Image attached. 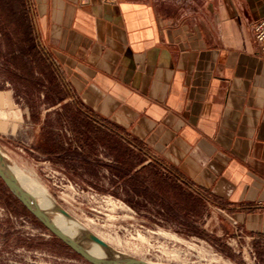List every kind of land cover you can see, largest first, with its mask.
I'll return each instance as SVG.
<instances>
[{
	"label": "crops",
	"instance_id": "crops-1",
	"mask_svg": "<svg viewBox=\"0 0 264 264\" xmlns=\"http://www.w3.org/2000/svg\"><path fill=\"white\" fill-rule=\"evenodd\" d=\"M27 8L65 90L50 108L71 107L81 120L78 164L107 160L126 185L141 175L161 199L164 185L144 176L153 169L264 242V55L252 31L264 0H28ZM16 108L1 127L29 117ZM31 118V145L51 142L41 151L64 155L44 116ZM184 213L198 219L195 207Z\"/></svg>",
	"mask_w": 264,
	"mask_h": 264
},
{
	"label": "rangeland",
	"instance_id": "rangeland-1",
	"mask_svg": "<svg viewBox=\"0 0 264 264\" xmlns=\"http://www.w3.org/2000/svg\"><path fill=\"white\" fill-rule=\"evenodd\" d=\"M27 4L28 0H0V93L4 98L0 100V122L14 105L30 113L21 119L12 116L5 128L0 126V148L7 154V164L20 169L73 219L120 253L149 264H264V242L233 227L199 199L181 196L180 189L163 182L155 170L144 176L153 188L164 185L161 199L141 175L126 185L120 175L104 166L107 160L96 168L76 162L81 120L71 107L50 108L65 90L26 20ZM62 113L70 120L61 121ZM38 116H44L48 133L68 148L64 155L41 151L47 146L51 149V142L43 143L41 150L31 145L27 126L31 117ZM117 153L124 157L125 151L117 146ZM23 206L9 202L0 190V264H91L57 241L34 216L25 214ZM192 207L198 219L190 220L184 213ZM211 214L214 219L209 222Z\"/></svg>",
	"mask_w": 264,
	"mask_h": 264
},
{
	"label": "water",
	"instance_id": "water-1",
	"mask_svg": "<svg viewBox=\"0 0 264 264\" xmlns=\"http://www.w3.org/2000/svg\"><path fill=\"white\" fill-rule=\"evenodd\" d=\"M0 179L3 181L5 186L17 198L21 204L55 237L60 239L64 244L70 247L74 252L83 257L91 264H149L148 261L142 258H138L130 255L121 256H98L93 255L87 251V249L76 239L62 231L49 217V215L40 208L34 198L29 192H27L14 173L8 167V164L3 156L0 155ZM62 211L67 213L62 208ZM90 239L96 243L101 244L104 247H108V244L95 234L89 235Z\"/></svg>",
	"mask_w": 264,
	"mask_h": 264
},
{
	"label": "bare ground",
	"instance_id": "bare-ground-1",
	"mask_svg": "<svg viewBox=\"0 0 264 264\" xmlns=\"http://www.w3.org/2000/svg\"><path fill=\"white\" fill-rule=\"evenodd\" d=\"M3 99L4 98L0 93V100L3 101ZM0 155L3 156L4 159H7V154L1 148ZM8 167L14 173L22 187L31 194V196L34 198L40 208L49 215L51 220L62 231L79 241L89 253L104 257H118L121 255H127L124 253H120V251H117L112 244L102 238L101 239L108 244V247H104L101 244L92 241L89 235L94 234L93 232L87 229L84 225L78 223L75 219L70 216L68 212H63L62 208L58 206V204L51 198V196L43 188H39L35 185V183H32L31 181L27 180V178L22 175L20 169L15 168L10 164H8ZM26 180L30 185L27 183ZM86 241H88V245L85 244Z\"/></svg>",
	"mask_w": 264,
	"mask_h": 264
},
{
	"label": "built area",
	"instance_id": "built-area-1",
	"mask_svg": "<svg viewBox=\"0 0 264 264\" xmlns=\"http://www.w3.org/2000/svg\"><path fill=\"white\" fill-rule=\"evenodd\" d=\"M254 40L257 43L261 53L264 55V17L256 20L252 24ZM242 232V229H240Z\"/></svg>",
	"mask_w": 264,
	"mask_h": 264
},
{
	"label": "trees",
	"instance_id": "trees-1",
	"mask_svg": "<svg viewBox=\"0 0 264 264\" xmlns=\"http://www.w3.org/2000/svg\"><path fill=\"white\" fill-rule=\"evenodd\" d=\"M25 13H27V11H24ZM28 24L30 25V22H29V18L26 19ZM0 190L1 192L4 194L5 198L9 201V202H18L20 203L12 194L11 192L9 191V189L4 185L3 181L0 179ZM23 208L25 209V207L23 206ZM26 210V213L25 214H29L31 216H33L32 214L29 213V211ZM45 228V227H44ZM54 238L63 243L60 239H58L57 237L54 236ZM77 254V253H76ZM78 255V254H77Z\"/></svg>",
	"mask_w": 264,
	"mask_h": 264
}]
</instances>
